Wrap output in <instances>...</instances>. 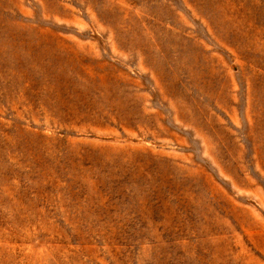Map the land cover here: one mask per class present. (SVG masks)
<instances>
[{
  "label": "rangeland",
  "instance_id": "rangeland-1",
  "mask_svg": "<svg viewBox=\"0 0 264 264\" xmlns=\"http://www.w3.org/2000/svg\"><path fill=\"white\" fill-rule=\"evenodd\" d=\"M0 264H264V0H0Z\"/></svg>",
  "mask_w": 264,
  "mask_h": 264
}]
</instances>
